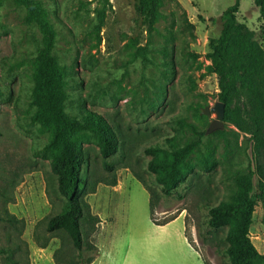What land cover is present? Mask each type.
<instances>
[{"label":"rangeland","instance_id":"374dc122","mask_svg":"<svg viewBox=\"0 0 264 264\" xmlns=\"http://www.w3.org/2000/svg\"><path fill=\"white\" fill-rule=\"evenodd\" d=\"M54 30V55L64 81L71 119L89 113L115 131L118 149L103 157L91 132L71 140L85 152L82 177L90 217L81 222L84 259L91 264H134V235L150 237L153 218L181 217L185 236L204 264H234L223 251L232 221L220 230L205 225L207 207L234 202L237 177L252 174L256 202L250 238L264 264V39L254 0H239L228 48L237 94L224 106L222 128L206 133L216 113V76L209 72L210 42L220 35L223 12L235 0H161L150 23L139 0H35ZM37 29L13 0L0 6V264H76L79 253L62 232L49 233V218L65 200L46 159L50 127L34 122L32 105ZM144 54V57L142 56ZM254 82V85L251 83ZM248 115L258 119L259 141L251 139ZM204 132L201 144L178 169L185 178L172 196L161 193L166 169L178 152ZM110 167L112 170L105 168ZM116 185L112 187V183ZM143 241V240H139ZM89 244L94 250H88ZM54 255L56 258H54ZM173 255H176L175 253ZM161 252L150 264H182Z\"/></svg>","mask_w":264,"mask_h":264},{"label":"trees","instance_id":"16d2710c","mask_svg":"<svg viewBox=\"0 0 264 264\" xmlns=\"http://www.w3.org/2000/svg\"><path fill=\"white\" fill-rule=\"evenodd\" d=\"M4 0H0V6ZM15 4L26 12V21L34 26L40 37L41 47L37 51L36 66L33 76L32 105L36 109L34 122L50 127L52 139L47 146L46 159L49 160L51 173L56 178L57 192L65 200L63 210L48 219L46 231L54 233L64 232L71 241L72 247L79 253L76 264H91L93 258L84 259V237L81 222L94 220L90 217L89 206L85 202L88 194V183L82 177V170L87 162L84 150L71 138L78 133L91 132L95 135L100 145V154L109 157L118 149V138L110 124L95 113H89L82 119H71L65 110L64 81L59 68V63L54 55L56 35L44 17L41 4L35 0H13ZM161 0H139L138 8L141 15L152 23L158 16ZM254 5L263 21L264 39V0H254ZM239 10V0L228 7L222 14L223 26L218 38L210 42L211 65L209 72L216 76L218 87V101L224 106L230 98L237 94L235 85L236 74L229 65L228 48L231 34L236 24V14ZM144 57V54L142 53ZM254 85V82L251 83ZM249 132L251 139L259 141L260 125L257 118L248 115ZM204 132L196 134L194 141L186 144L178 152L173 153L169 169L164 162L148 165V170L166 171L165 180L162 182L161 193L165 197L172 196L179 184L185 183L178 167L185 158L201 144ZM107 170H112L104 165ZM149 196V212L151 222L155 225H165L174 218L162 223L155 222L154 202L158 195L145 183L138 179ZM234 184L239 189V195L234 202L220 203L207 207L205 225L211 230H220L232 221H236L235 228L227 235L223 253L234 264H257L261 255L256 250L250 238V229L253 224L256 202L253 197L252 174L237 177ZM116 185L112 183V187ZM94 245L89 244L88 250H94ZM54 258L56 256L54 255Z\"/></svg>","mask_w":264,"mask_h":264},{"label":"crops","instance_id":"0c3cea01","mask_svg":"<svg viewBox=\"0 0 264 264\" xmlns=\"http://www.w3.org/2000/svg\"><path fill=\"white\" fill-rule=\"evenodd\" d=\"M151 225L150 237L140 239L134 235V264L155 262L161 252H169V257L176 258L182 264H204L199 253L193 249L185 236L181 217L165 225H155L152 222ZM174 253L176 255H173Z\"/></svg>","mask_w":264,"mask_h":264},{"label":"water","instance_id":"95a60500","mask_svg":"<svg viewBox=\"0 0 264 264\" xmlns=\"http://www.w3.org/2000/svg\"><path fill=\"white\" fill-rule=\"evenodd\" d=\"M212 112L216 113L217 119L213 120L210 123L206 133H210L216 129L222 128L221 120H222L223 115H224V104L218 103L215 105V107H213L211 109L209 107H205L201 114L206 115V116H210Z\"/></svg>","mask_w":264,"mask_h":264}]
</instances>
